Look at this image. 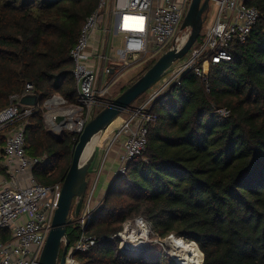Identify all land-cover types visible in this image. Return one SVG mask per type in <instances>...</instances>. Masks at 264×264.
Here are the masks:
<instances>
[{"label":"trees","instance_id":"16d2710c","mask_svg":"<svg viewBox=\"0 0 264 264\" xmlns=\"http://www.w3.org/2000/svg\"><path fill=\"white\" fill-rule=\"evenodd\" d=\"M99 4L0 0V111L27 84L34 86L39 104L54 94L76 101L70 53ZM247 5L260 19L247 44L232 48L230 62L211 65L208 86L189 72L153 104L157 120L150 126L147 150L107 189L85 230L98 243L74 255L79 264H176L167 255H126L118 242L101 240L137 217L161 238L191 241L195 264H264V0ZM156 62L150 61L121 94ZM219 109L230 115H219ZM63 138L52 139L41 110L29 119L28 154L47 157L44 168L34 171L42 185L64 181L74 142L71 135ZM0 141L4 144L2 136ZM61 161L64 167L53 175V163ZM74 222L67 230L71 246L83 233Z\"/></svg>","mask_w":264,"mask_h":264},{"label":"built area","instance_id":"2783aa9c","mask_svg":"<svg viewBox=\"0 0 264 264\" xmlns=\"http://www.w3.org/2000/svg\"><path fill=\"white\" fill-rule=\"evenodd\" d=\"M247 2L213 0L216 18L206 27L202 48L176 62L167 72L168 76L151 88L138 108H129L124 113L126 118L113 131L107 154L115 147L120 149L118 174L125 175L128 165L147 150L149 129L157 120L152 112L153 104L179 86L189 72L208 86L211 65L230 62L232 48L247 44L260 19L258 10L249 7ZM191 3L192 0H100L98 9L86 19L70 53L76 101L70 102L62 95L54 94L36 107L24 106L20 101L23 96L34 93L32 84L26 85L23 94L9 98V105L0 111V137L7 131L2 136L4 144L0 141V167L4 172L0 173V264H39L63 186V182L42 185L35 178L34 171L46 164L47 157L28 154L29 119L41 110L48 133L62 140L67 132L75 146L92 113L95 115L98 108L103 109L109 104L106 98L115 83L132 71H141L169 43L170 48H179L177 40L185 32L188 38L189 30H181V27ZM111 27L114 35L122 37V46L117 52L112 46L110 48ZM99 33L101 35L97 36ZM109 48L114 57H109ZM216 112L223 117L230 115L226 109ZM100 174L89 195L87 191L80 215L71 217L83 233L74 245H70L65 264H79L74 255L87 253L98 243L85 230L103 206L102 200L94 199ZM4 233H7V241L3 240ZM174 237L161 238L146 219L137 217L126 222L119 233L101 240L116 241L120 251L136 257L159 245L171 252L166 255L176 264H186L169 247Z\"/></svg>","mask_w":264,"mask_h":264},{"label":"water","instance_id":"95a60500","mask_svg":"<svg viewBox=\"0 0 264 264\" xmlns=\"http://www.w3.org/2000/svg\"><path fill=\"white\" fill-rule=\"evenodd\" d=\"M212 0H192L181 30H189L185 43L177 48L172 47L132 86L114 99L99 113H92L78 143L73 148L72 160L64 178L58 209L55 212L52 229L42 251L39 264H65L70 241L67 230L72 224L71 214L80 215L88 191V174L95 160V152L83 162V155L95 137L102 136L107 128L124 114L130 106L149 91L178 61L184 59L199 39L210 9ZM24 106L36 107L39 98L36 94L22 97ZM60 120V119H59ZM57 141L61 139L53 136Z\"/></svg>","mask_w":264,"mask_h":264},{"label":"rangeland","instance_id":"374dc122","mask_svg":"<svg viewBox=\"0 0 264 264\" xmlns=\"http://www.w3.org/2000/svg\"><path fill=\"white\" fill-rule=\"evenodd\" d=\"M107 12L109 13V10H110V7H109V5H108V7H107ZM215 18H216V7H215V5H214V3H213V0L210 2V9H209V11H208V13H207V21L205 22V24H204V27H203V29H202V32H201V37H199L200 38V40L198 41L197 40V42L194 44V46L192 47V50L191 51H189V53L187 54V57H189V56H191V54L194 52V50L195 49H200V48H202V46L204 45V41H205V31H206V27L207 26H210L213 22H214V20H215ZM111 29H112V34L110 35V48H111V46L114 48V50H115V52H117V51H119L120 50V48H121V46H122V37L121 36H116V35H114V32H113V27H111ZM186 34H187V32H185V34H183L182 36H180V40L178 41V42H183V40H184V37L186 36ZM170 44L171 43H169L168 45H167V47L166 48H164V50L162 51V52H160L159 54H157L156 55V57L154 58V60H158L164 53H166L169 49H170ZM110 48H109V50H108V55H109V57H114V54H113V52L110 50ZM140 71H132V72H130L129 74H127L126 76H124L122 79H120L117 83H115L114 85H113V87H112V89H111V93H110V96L109 97H107L106 99H107V101H108V103H109V101H111V100H114V99H116L117 97H119L120 96V94H121V92H122V90L125 88V87H127V86H129L130 85V83L133 81V80H135V79H137L138 77H139V75H140ZM168 76V74L166 73L160 80L162 81L164 78H166ZM151 90V89H150ZM150 90L149 91H147L144 95H142L140 98H138L131 106H130V109H135V108H138L143 102H144V100L147 98V96H148V94H149V92H150ZM38 105H39V103H38ZM102 109L101 108H98L97 110H96V114L97 113H99L100 111H101ZM124 115L125 114H122V115H120L118 118H117V120L116 121H114V123L111 125V127L109 128L110 130H111V132H112V130L115 128V127H117V125H118V123H119V119L120 118H122V117H124ZM6 132L7 131H5V132H2L1 133V136H3V135H5L6 134ZM106 132V131H105ZM50 134V133H49ZM51 135V134H50ZM65 135H69L67 132L65 133ZM51 137H52V139L53 140H55V141H57L56 139H54L53 138V136L51 135ZM112 137L113 136H110L109 135V139H107L105 142H103V140L102 139H104V134L102 135V137H101V139L99 140V144L95 147V150H96V152H95V160H94V162H93V164H92V167H91V169H90V171H89V178H88V180H89V187H88V195L90 194V192H91V190H92V186H93V184H94V182H95V180L97 179V175L98 174H100L101 172V174L99 175V177H98V186H97V190L95 191V193H94V199L96 200V201H98L100 198H101V200L103 201L104 200V198H105V196H106V187H108L109 185H110V183L109 184H107V182H106V180H107V172L109 171L110 172V170L108 169L109 168V165H110V160H111V156H112V153L110 152L109 153V155L107 156V154H108V151H109V147H110V143H111V141H112ZM64 138H62V140H63ZM61 140V141H62ZM105 140V139H104ZM60 141V140H59ZM95 142H97V138H96V140H95ZM103 142V143H102ZM90 147L91 146H89L88 147V151L90 150ZM116 148H118V147H115L114 149H113V151L116 149ZM107 156V157H106ZM105 157L107 158L106 159V161H105V166H103L102 167V165H103V163H104V160H105ZM58 165V166H57ZM53 175H54V173L56 172V169L57 170H59L60 171V169L62 168V167H64V162L63 161H61L59 164H58V162H54L53 163ZM44 168V164H42L41 166H39V168L37 169L38 171L39 170H42ZM102 168V169H101ZM111 171H113V172H115V177H116V175H118V166H115V169H113V170H111ZM48 176H50V175H48ZM114 180V179H113ZM129 221H131V220H129ZM128 222V221H127ZM124 226V225H123ZM175 238L177 239V237L175 236ZM179 238V237H178ZM3 240L4 241H7V233H4L3 234ZM185 240V242H187V243H190L188 240H186V239H184ZM191 245V244H190ZM167 248V247H166ZM167 250L166 249H164L163 247H161V246H159V245H157V246H153V247H150L149 249H147V251H145V253L144 254H142V255H152V256H155V258H157V257H159V256H161V255H164V256H166V254H167ZM168 253H170L171 254V252H168Z\"/></svg>","mask_w":264,"mask_h":264},{"label":"bare ground","instance_id":"6f19581e","mask_svg":"<svg viewBox=\"0 0 264 264\" xmlns=\"http://www.w3.org/2000/svg\"><path fill=\"white\" fill-rule=\"evenodd\" d=\"M182 36V35H181ZM186 38H187V34L186 36L184 37V40L183 42H178L180 40V37L178 38L177 40V45L178 47L182 46L184 44V42L186 41ZM114 123V122H113ZM112 123V124H113ZM111 124V125H112ZM110 125V126H111ZM104 134V133H103ZM102 134V135H103ZM102 136H98V137H95L93 139V141L88 145L91 146L90 147V150L88 151V147L87 149L85 150V153L83 155V159L82 161L85 162L90 156L91 154L94 152L95 150V147L99 144V140L101 139ZM97 138V142H95ZM191 244V245H190ZM169 247L170 249L172 250V252L181 257L182 261H184L186 264H195V260H194V246L192 243H187L183 240V238H178L177 239L174 237L170 242H169Z\"/></svg>","mask_w":264,"mask_h":264},{"label":"crops","instance_id":"0c3cea01","mask_svg":"<svg viewBox=\"0 0 264 264\" xmlns=\"http://www.w3.org/2000/svg\"><path fill=\"white\" fill-rule=\"evenodd\" d=\"M99 35H101V33H99L97 36H99ZM93 47H95V45H93ZM125 118H126V115H124V117H122V118H120L119 119V123H118V125H117V127L125 120ZM110 127V126H109ZM108 127V128H109ZM117 127H115L113 130H112V132H111V134H109L110 136H113V131L117 128ZM108 128H107V130H108ZM106 130V131H107ZM105 133V132H104ZM107 139H109V136L107 137ZM106 139V140H107ZM105 140V141H106ZM104 141V142H105ZM119 153H120V149L119 148H116L114 151H113V153H112V156H111V160H110V165H109V170H110V172L108 171L107 172V180H106V182H107V184H109L110 183V185L112 184V182H113V179L115 178V172H113V171H111V170H113V169H115V166H118V162H117V159H118V156H119ZM109 185V186H110ZM109 186L108 187H106V190L109 188ZM99 200H101V198L99 199Z\"/></svg>","mask_w":264,"mask_h":264}]
</instances>
